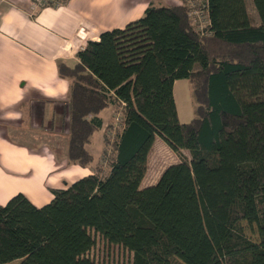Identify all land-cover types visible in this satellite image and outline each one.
Wrapping results in <instances>:
<instances>
[{
	"label": "trees",
	"instance_id": "trees-1",
	"mask_svg": "<svg viewBox=\"0 0 264 264\" xmlns=\"http://www.w3.org/2000/svg\"><path fill=\"white\" fill-rule=\"evenodd\" d=\"M67 1L31 4L38 12ZM250 1L258 23L247 0L150 2L123 28L88 40L76 63L57 64L69 81L60 120L70 162L93 160L86 145L103 127L101 111L120 106L121 127L104 138L103 176L51 188L40 207L20 192L0 205V264H94L91 231L130 251L131 264H264V0ZM191 2L203 5V30ZM178 79L193 85L196 116L186 123ZM155 138L179 161L140 188Z\"/></svg>",
	"mask_w": 264,
	"mask_h": 264
},
{
	"label": "crops",
	"instance_id": "crops-1",
	"mask_svg": "<svg viewBox=\"0 0 264 264\" xmlns=\"http://www.w3.org/2000/svg\"><path fill=\"white\" fill-rule=\"evenodd\" d=\"M155 1L180 3V0H68L36 12L31 0H0V205L20 192L40 207L53 198L51 188H65L72 183L48 186L51 195L41 204L35 202L34 195L12 188L15 171L33 166L50 173L49 166L45 167L49 157L42 156L44 160L32 157L21 146L12 144L5 126L20 124L24 116L38 122L40 118L41 124L51 125L67 102L69 85L67 79L58 75L57 64L73 65L77 52L88 40H98L102 31L123 28Z\"/></svg>",
	"mask_w": 264,
	"mask_h": 264
},
{
	"label": "rangeland",
	"instance_id": "rangeland-1",
	"mask_svg": "<svg viewBox=\"0 0 264 264\" xmlns=\"http://www.w3.org/2000/svg\"><path fill=\"white\" fill-rule=\"evenodd\" d=\"M173 2V1H171ZM180 2V1H178ZM169 2L165 1V4ZM154 4L159 5L157 1ZM193 22L198 30H203L206 25V14L201 2L190 3ZM248 13L255 23H258V16L250 0H247ZM68 81V80H67ZM69 82V81H68ZM173 96L177 110L178 120L181 123L189 122L196 116V102L193 97V85L187 79H178L173 86ZM58 107V106H57ZM64 107V105H63ZM60 112V111H59ZM26 115V114H25ZM59 117L49 125L44 122L39 123L37 119L32 120L29 116H24L20 124L5 126L8 140L24 148L28 154L38 159L42 156L49 157L45 161V167L50 169V173H43L40 170L29 166L25 171H15L12 174V188H16L35 196L36 203H43L50 197L48 186L61 185L64 182H73L89 172H98L100 175L107 173L108 165L103 154V150L110 152V145L105 144L104 138L110 141L114 139L115 133L121 127L120 106L112 105L100 112L103 118V127L95 131L90 143L86 145L88 151L93 155V160L84 168L70 162L66 155L67 129L66 120L61 122ZM15 141V142H13ZM152 150L148 156L147 169L140 183V188L155 184L163 169L179 161L174 154L159 138H155ZM182 154L189 157L186 150ZM44 160V159H43ZM42 161V160H41ZM98 170V171H97ZM37 171V172H36ZM44 200V201H43ZM244 233L253 241H259V236L254 225H249L246 221L241 222ZM94 245L86 254L94 264H131L132 253L127 249L105 242L98 234L90 232ZM19 260H13L4 264H17Z\"/></svg>",
	"mask_w": 264,
	"mask_h": 264
},
{
	"label": "built area",
	"instance_id": "built-area-1",
	"mask_svg": "<svg viewBox=\"0 0 264 264\" xmlns=\"http://www.w3.org/2000/svg\"><path fill=\"white\" fill-rule=\"evenodd\" d=\"M38 1H40V0H38Z\"/></svg>",
	"mask_w": 264,
	"mask_h": 264
}]
</instances>
